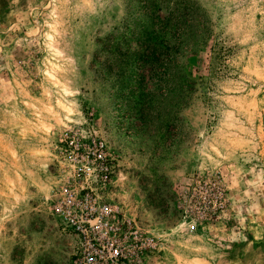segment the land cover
Wrapping results in <instances>:
<instances>
[{
	"label": "rangeland",
	"instance_id": "rangeland-1",
	"mask_svg": "<svg viewBox=\"0 0 264 264\" xmlns=\"http://www.w3.org/2000/svg\"><path fill=\"white\" fill-rule=\"evenodd\" d=\"M138 1L0 0V264H74L47 197L55 135L82 123L115 158L111 199L157 241L142 264H264V0H188L208 33L162 89L104 46ZM210 181L223 208L190 233Z\"/></svg>",
	"mask_w": 264,
	"mask_h": 264
},
{
	"label": "built area",
	"instance_id": "built-area-1",
	"mask_svg": "<svg viewBox=\"0 0 264 264\" xmlns=\"http://www.w3.org/2000/svg\"><path fill=\"white\" fill-rule=\"evenodd\" d=\"M52 146L48 210L74 241V264H142L157 241L111 199L115 158L107 141L93 124L82 123L64 126ZM197 192L190 233L223 208V193L215 182L199 184Z\"/></svg>",
	"mask_w": 264,
	"mask_h": 264
},
{
	"label": "trees",
	"instance_id": "trees-1",
	"mask_svg": "<svg viewBox=\"0 0 264 264\" xmlns=\"http://www.w3.org/2000/svg\"><path fill=\"white\" fill-rule=\"evenodd\" d=\"M138 3V13L116 38L108 37L104 46L118 50L113 57L116 64H135L140 69L139 79L150 80L156 88L162 89L163 82L172 80H181L180 84L188 81L184 62L196 54L208 33L203 14L188 0ZM122 74L120 78L125 76ZM187 86L178 87V91L183 94Z\"/></svg>",
	"mask_w": 264,
	"mask_h": 264
}]
</instances>
